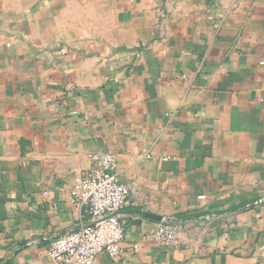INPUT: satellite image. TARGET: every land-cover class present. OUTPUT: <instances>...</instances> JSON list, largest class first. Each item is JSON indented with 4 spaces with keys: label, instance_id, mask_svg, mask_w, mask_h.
Segmentation results:
<instances>
[{
    "label": "crops",
    "instance_id": "crops-1",
    "mask_svg": "<svg viewBox=\"0 0 264 264\" xmlns=\"http://www.w3.org/2000/svg\"><path fill=\"white\" fill-rule=\"evenodd\" d=\"M263 63L264 0H0V264L90 223L93 153L131 188L96 264H264Z\"/></svg>",
    "mask_w": 264,
    "mask_h": 264
},
{
    "label": "built area",
    "instance_id": "built-area-1",
    "mask_svg": "<svg viewBox=\"0 0 264 264\" xmlns=\"http://www.w3.org/2000/svg\"><path fill=\"white\" fill-rule=\"evenodd\" d=\"M90 159L91 169L75 178L71 190L72 201L86 207L90 223L52 242L47 252L50 264H96L102 253L113 259L123 254L124 226L120 214L131 188L115 173L114 154L93 153ZM155 239L163 246L177 245V226L163 219L156 229Z\"/></svg>",
    "mask_w": 264,
    "mask_h": 264
},
{
    "label": "water",
    "instance_id": "water-1",
    "mask_svg": "<svg viewBox=\"0 0 264 264\" xmlns=\"http://www.w3.org/2000/svg\"><path fill=\"white\" fill-rule=\"evenodd\" d=\"M158 219H160V218H158ZM162 221V220H161Z\"/></svg>",
    "mask_w": 264,
    "mask_h": 264
}]
</instances>
